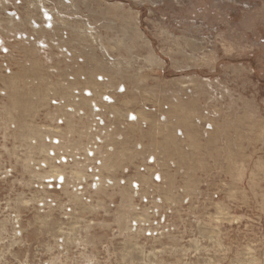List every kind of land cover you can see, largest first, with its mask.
<instances>
[{
	"label": "rangeland",
	"instance_id": "obj_1",
	"mask_svg": "<svg viewBox=\"0 0 264 264\" xmlns=\"http://www.w3.org/2000/svg\"><path fill=\"white\" fill-rule=\"evenodd\" d=\"M0 264H264V0H0Z\"/></svg>",
	"mask_w": 264,
	"mask_h": 264
},
{
	"label": "built area",
	"instance_id": "obj_2",
	"mask_svg": "<svg viewBox=\"0 0 264 264\" xmlns=\"http://www.w3.org/2000/svg\"><path fill=\"white\" fill-rule=\"evenodd\" d=\"M76 93V92H75ZM79 96V95H78ZM77 96V97H78ZM95 108V110L94 111H96V112H99V107H94ZM104 120H103V118H102V116H100V115H95V123H96V125L97 126H102L103 127V129H104V122H103ZM60 123H61V121H60ZM47 141H50V140H47ZM54 144H56V143H58V141L56 140V139H54V142H53ZM49 154H50V156H51V158L56 162V164H58V165H62V164H64V163H67V161L69 160V159H67L66 157H61V156H57L56 154H55V151L54 150H50L49 151ZM88 156H87V158L86 157H84V156H82L81 158H83V159H87L88 160V158L89 159H91L92 160V165L91 166H87L88 168H87V170H88V172H89V175H90V177L92 178V186L93 187H96V185L97 184H99V182H100V177H99V173H98V171H99V167H100V165H101V160H99V159H96L95 157H94V152L92 151V150H89L88 151V154H87ZM71 161V160H70ZM155 178H156V180H158L159 178H158V176H155ZM48 180H50V182H51V185H50V187H53V186H56V187H60L61 185H62V183H63V178H62V176H59V177H54V178H51V179H48Z\"/></svg>",
	"mask_w": 264,
	"mask_h": 264
}]
</instances>
